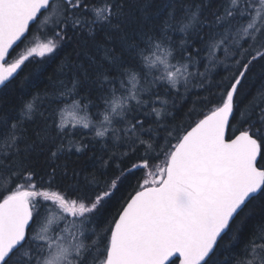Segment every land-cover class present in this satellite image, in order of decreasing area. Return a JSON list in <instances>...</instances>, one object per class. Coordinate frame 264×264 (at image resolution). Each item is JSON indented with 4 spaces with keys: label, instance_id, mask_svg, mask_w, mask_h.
<instances>
[{
    "label": "snow or ice",
    "instance_id": "obj_1",
    "mask_svg": "<svg viewBox=\"0 0 264 264\" xmlns=\"http://www.w3.org/2000/svg\"><path fill=\"white\" fill-rule=\"evenodd\" d=\"M33 26L51 38L29 41L26 54L9 62ZM175 32L183 34L178 46ZM85 33L103 49L101 59L84 62L77 55L71 63L62 61L49 86L27 99L21 94L19 120L13 118L9 127L8 117H0V127L7 128L0 169L9 180L20 179L15 187L0 188V264H264V235L255 236L264 233V0H0V86L11 84L26 61L41 66L54 61L60 44ZM205 45L210 60L223 49L224 59L212 63L224 67L220 80L208 65L205 72L188 71ZM258 64L260 82L253 92L249 74ZM124 78L132 88H125ZM141 78L147 87H136ZM25 81L35 86L34 80ZM83 84L96 87L103 104V119L92 125L95 137L108 133L112 140L111 146L102 141L108 158H101V167L140 155L130 167L117 162L111 177L88 174L69 200L67 193L46 190L57 182L55 161L71 135L64 110L57 124V110L49 114L46 105L66 101ZM161 85H167L163 95L181 99L197 90L193 104L199 107L189 111L187 126L163 122L172 113L154 107L169 103L161 99ZM66 107L79 109L80 103L73 99ZM76 123L89 129L91 121ZM86 146L77 141L76 151ZM42 156L43 173L36 170ZM137 171L143 176L136 186L98 226L102 210ZM57 220L65 227L57 225L50 234ZM248 224L246 258L222 253L225 237L230 235L223 244L230 252L228 245ZM218 255L223 260L217 261Z\"/></svg>",
    "mask_w": 264,
    "mask_h": 264
},
{
    "label": "trees",
    "instance_id": "obj_2",
    "mask_svg": "<svg viewBox=\"0 0 264 264\" xmlns=\"http://www.w3.org/2000/svg\"><path fill=\"white\" fill-rule=\"evenodd\" d=\"M34 35H39V37L46 39L51 38L50 34L46 31L40 30L37 27L33 26L32 32H30L27 36V39L24 43H21L18 48L13 52L12 57L9 58V62L12 59L17 58V54L23 49L27 40L33 37ZM95 39L99 41H103L102 35L94 34ZM173 39L175 44L178 46L180 40L183 37L182 33L175 32L172 33ZM243 43V41H242ZM108 47H112V43L108 42ZM60 50L56 55L54 61H48L43 63V65H38L34 60L26 61L22 68L20 69L19 73L15 76L12 80V83L9 84L7 87H2L0 89V117H8V126L10 127L13 118L19 120L20 117V109H21V101L20 97L22 93H26L25 99L29 98L30 95L35 92L37 89L43 90L47 86H49L50 81L49 77L53 76L56 72L57 66L63 61L66 63H71L73 60L76 59L77 55H79V60L87 62L89 57H93L97 60L101 59L104 55L103 49L97 50L95 43L93 42V37L88 36L85 33L82 37L77 38V40L71 43H64L60 44ZM85 53L88 55L85 56ZM175 55V53H174ZM224 52L222 48H218L215 50L214 57L215 60H222L224 59ZM210 53L209 48L205 45L202 46V51L200 52V56L198 57V63L195 67L189 65L188 71L189 72H205V65H208L212 71V75L215 80H220L224 75V67L222 64L212 68V63L215 60H210ZM171 63L177 64L176 60H172ZM179 67V64H177ZM174 70V69H173ZM261 76V69L259 64L253 69V72L249 74L250 80L254 81L252 85V90L255 92L256 87H258L260 82ZM29 80H34L33 87H29L26 84L25 78ZM70 74L66 78V83L69 88L72 87L70 82ZM196 81L193 80V83ZM125 88H132L133 85L128 82L127 78H124ZM147 82L144 81L142 78L140 82L136 85L137 88H144L147 87ZM98 87V86H97ZM117 87L119 85L117 84ZM167 85L159 86V90L162 93L161 99H167L169 103L167 106H162L159 102H157L154 107L161 108L164 107L165 112H171L172 116L165 115L163 117V122H167L169 125L175 124L180 125L182 122L185 126L189 123V111L192 109H198V105H194L193 101L197 99V90L193 89L192 92L186 96L185 98L181 99L180 96H165L163 95L164 88ZM181 92L183 93V88H181ZM200 95H206V93H199ZM85 95H88V99H84ZM97 95V88L92 87L89 90V86L87 84H83L77 86L76 92L73 96L68 97L65 101L63 98L60 100H54L51 104L46 105V110L50 114L52 109L55 108L57 110V114L55 116L56 123L60 122V111L70 110L71 108H67L66 106H70L72 104L73 99L79 101L80 107L79 109H71L76 111L77 116H80L81 119H86L91 121L89 129H84L82 124H74L71 120H67L66 130H68L71 135L64 140V151L58 153L59 159L55 161V164L58 167V175H57V182L53 185L51 189H46L50 191H59L61 195H65L67 193L68 199L71 200L74 198V191L77 182L80 185H83L85 182V177L93 173L94 171L99 175L100 173H106L107 177L113 176L114 173L117 172L116 163L119 162L122 167H130L133 162H136L138 159L140 152H137L136 155H129L128 157L122 158L119 161L110 162V166L107 169L101 167L102 159L108 158V153L102 147V141L107 143L109 146L112 144V140L109 139V134L106 133L105 137H95L96 128L93 127V124L103 119L100 112L103 109V104L100 103L96 99ZM144 98V97H142ZM89 100H93L94 103H89ZM134 103V102H133ZM85 105H87V109H85ZM197 117L193 112L191 119L195 120ZM155 115L153 114L151 118H149V123L155 120ZM24 123L31 129L32 123L27 119L24 118ZM147 127V124L145 125ZM157 131L161 132L163 135V131L161 129H157ZM6 127H0V153H3L5 150L6 145ZM142 136L147 137L149 134L141 133ZM93 137H95L93 139ZM80 141L81 144L87 145L86 147L82 148L81 152L76 151V142ZM125 151L123 147L120 148V152ZM119 155V153H118ZM45 168V160L42 156L38 161L37 171L43 173ZM51 171V169H48ZM143 176V172L137 171L135 175L128 176V178L124 181V183L120 186L119 190L116 192L115 196H113L112 200L109 204L102 210L101 215L97 218L98 226L102 227L106 224L108 218L115 213L119 204L122 203V198L126 197L129 192L133 190L136 186V181L138 178ZM106 178V177H105ZM45 180L48 177H44ZM11 184L12 187H15L16 184L20 183V179L12 177L9 180V173L3 169H0V188ZM57 215H63V213L58 212ZM259 217L257 216V219ZM73 218L68 217V220L71 221ZM47 220L45 219L42 223H46ZM57 225L60 229L65 227V222L63 220L54 221L53 224L50 226L52 232L50 234H54L55 230L57 229ZM36 227V225H34ZM252 232V225L248 224L245 228L244 233L239 237L237 241H233L228 247L231 249L230 252H226L223 244H225L229 239L225 237V240L222 241V247L220 251L226 255H229L236 259H245L246 257L243 254V247L246 241L250 239L249 234ZM259 235H264V233H256L255 236L258 237ZM254 238V237H253ZM91 237L89 236V240ZM256 243L260 244L261 241L257 238ZM223 255H218L216 260H223ZM178 264V261L176 262Z\"/></svg>",
    "mask_w": 264,
    "mask_h": 264
},
{
    "label": "rangeland",
    "instance_id": "obj_3",
    "mask_svg": "<svg viewBox=\"0 0 264 264\" xmlns=\"http://www.w3.org/2000/svg\"><path fill=\"white\" fill-rule=\"evenodd\" d=\"M43 40H45V39L39 37V35H37V36L34 35V36L31 37L30 39H28V40H27V43L25 44V46L23 47V49L20 51L19 54H17V58H18V56H19L20 54H26V48L31 46V44L29 43V41H31L32 43H37V42H41V41H43ZM64 118H65V119H69V120H71L74 124H78V123H76V121L81 120V117H80V116H77L76 111H73V110H71V109H70V110H66V111L64 112ZM79 124H82V123H79ZM58 221H59V220H58Z\"/></svg>",
    "mask_w": 264,
    "mask_h": 264
},
{
    "label": "water",
    "instance_id": "obj_4",
    "mask_svg": "<svg viewBox=\"0 0 264 264\" xmlns=\"http://www.w3.org/2000/svg\"><path fill=\"white\" fill-rule=\"evenodd\" d=\"M19 71H20V69L18 70V73H19ZM18 73H17V74H18ZM17 74H16V75H17ZM16 75H15V76H16ZM2 87H3V86H0V89H1ZM173 259H175V257H174ZM178 264H179V262H178Z\"/></svg>",
    "mask_w": 264,
    "mask_h": 264
}]
</instances>
